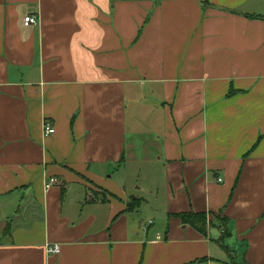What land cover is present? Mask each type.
Returning a JSON list of instances; mask_svg holds the SVG:
<instances>
[{
    "label": "crops",
    "instance_id": "0c3cea01",
    "mask_svg": "<svg viewBox=\"0 0 264 264\" xmlns=\"http://www.w3.org/2000/svg\"><path fill=\"white\" fill-rule=\"evenodd\" d=\"M257 15L264 0H0V264H230L187 212L264 264Z\"/></svg>",
    "mask_w": 264,
    "mask_h": 264
},
{
    "label": "trees",
    "instance_id": "16d2710c",
    "mask_svg": "<svg viewBox=\"0 0 264 264\" xmlns=\"http://www.w3.org/2000/svg\"><path fill=\"white\" fill-rule=\"evenodd\" d=\"M257 18H264V15H257ZM255 17V18H256ZM128 208H133L132 205L129 203ZM175 217L180 221L182 225L190 226L196 233L200 234L202 237L207 236V231L210 228L218 229L219 236L217 239L212 240L217 247H219L229 259L230 264H240L239 262L234 260V256H232L233 251L227 247L225 244V240L230 236V233L227 230L226 220L223 217L216 216L212 219H209L204 212L202 213H179L176 214ZM9 225L5 227L2 232L1 236L5 237L9 234Z\"/></svg>",
    "mask_w": 264,
    "mask_h": 264
},
{
    "label": "built area",
    "instance_id": "2783aa9c",
    "mask_svg": "<svg viewBox=\"0 0 264 264\" xmlns=\"http://www.w3.org/2000/svg\"><path fill=\"white\" fill-rule=\"evenodd\" d=\"M37 19L38 18L35 15H31V14L25 15L23 18V25L25 27L34 25L37 22ZM53 132H54V129L50 125V123L47 121H44V123H43V135L51 136ZM218 181H220V179H218ZM56 183H57L56 179L50 178L47 180L44 187H45V189H48ZM58 251H59V246L56 244L51 245V246H46V248H45V253L52 255V256H55L56 254H58Z\"/></svg>",
    "mask_w": 264,
    "mask_h": 264
},
{
    "label": "rangeland",
    "instance_id": "374dc122",
    "mask_svg": "<svg viewBox=\"0 0 264 264\" xmlns=\"http://www.w3.org/2000/svg\"><path fill=\"white\" fill-rule=\"evenodd\" d=\"M150 219V217H149V215H146V217L145 218H143V220L142 221H147V219Z\"/></svg>",
    "mask_w": 264,
    "mask_h": 264
}]
</instances>
